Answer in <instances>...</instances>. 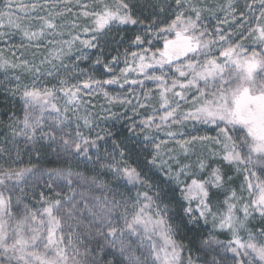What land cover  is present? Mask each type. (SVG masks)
<instances>
[{"label": "snow or ice", "instance_id": "1", "mask_svg": "<svg viewBox=\"0 0 264 264\" xmlns=\"http://www.w3.org/2000/svg\"><path fill=\"white\" fill-rule=\"evenodd\" d=\"M0 44V264H264V0H0Z\"/></svg>", "mask_w": 264, "mask_h": 264}, {"label": "rangeland", "instance_id": "2", "mask_svg": "<svg viewBox=\"0 0 264 264\" xmlns=\"http://www.w3.org/2000/svg\"><path fill=\"white\" fill-rule=\"evenodd\" d=\"M14 39H15L16 42H19V37H15ZM3 47H4V45H3V44H0V48H3ZM9 54H10V53H9ZM28 58L31 59V56H29ZM3 76H4V74H3V73H0V80L3 79ZM145 84H146L149 88H152V89L155 90V84H154V82H152V81H145ZM126 88H127V86H126ZM110 89H111L113 95H116V94H118V93H119V94H123V91H124V90L119 89L118 86H110ZM136 90H137V91H140V92L143 91L142 89L139 88V86H136ZM4 96H5L4 92H3V91H0V97H3V98H4ZM100 100H101V102H102L103 98L101 97ZM10 101H11V97L8 98V101H7V102L5 101V103H6V104L8 103V105H7L4 109H2V107H1L2 110L0 109V120H2V118H3L2 115H6V118H5V119L7 120L8 115L10 114L8 110H9V109H12V107H13V105H12V103H11ZM133 103H135V100H133ZM153 103H155V101H153ZM1 105H2V101H1V103H0V106H1ZM156 107H159V105L156 104ZM114 110H120V105H115V106H114ZM3 111H4V112H3ZM15 111H16V114H17V115H22V110H21V108L19 107V105L16 106ZM141 111L144 112L145 110L141 109ZM147 111H151V109H148ZM190 125H191V122H189L188 131H192ZM174 127H175V126H174ZM198 128L201 129V132H200L199 134H205L204 131H203V129L205 128V126H203V125H198ZM2 134H3V130H2V128H0V135H2ZM194 134H196V133H194ZM207 134L214 135V133L211 131V129H208ZM51 166H55V165H51ZM241 179H242V177H239V178H237L236 181L234 182V183H235V186H236L237 188L239 187V183H240V180H241ZM193 206H195V205H193ZM220 238H221V239H225L226 237H225L224 235H221Z\"/></svg>", "mask_w": 264, "mask_h": 264}, {"label": "trees", "instance_id": "3", "mask_svg": "<svg viewBox=\"0 0 264 264\" xmlns=\"http://www.w3.org/2000/svg\"><path fill=\"white\" fill-rule=\"evenodd\" d=\"M1 101H2V105L0 106V109H1V107H2V109H4L7 105H8V103L6 104L5 103V99L3 98V97H0V103H1ZM7 102V101H6ZM1 109V110H2ZM4 112V111H3ZM2 120H6L5 118H6V115H2Z\"/></svg>", "mask_w": 264, "mask_h": 264}]
</instances>
